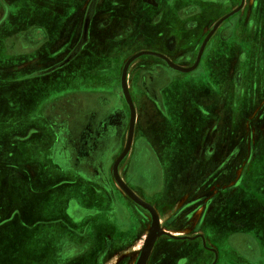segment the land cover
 Segmentation results:
<instances>
[{
    "label": "crops",
    "instance_id": "obj_1",
    "mask_svg": "<svg viewBox=\"0 0 264 264\" xmlns=\"http://www.w3.org/2000/svg\"><path fill=\"white\" fill-rule=\"evenodd\" d=\"M93 1L95 13L90 32L97 33L96 38L112 39L115 43L109 50L100 44L88 50L89 61L84 69L92 70L94 76L91 78L102 77L100 72L103 70L121 68L124 59L135 52L158 51L157 46L160 47L164 35L173 33L172 29L176 26L183 27L187 33L189 25L204 11H213L215 14L209 19L215 21L219 17L226 24L246 8H252V0H246L239 7L236 6L237 0H0V114H18L16 104L23 101L18 96L31 95L33 89L44 84L37 82L42 77H30L35 78L37 71L50 64L52 58L49 54L56 44L59 46L61 41L77 38L85 10ZM245 16L244 21L254 17V13L246 11ZM101 23L103 27L99 31L97 25ZM237 35L235 31L234 34H227L225 39L216 40L217 46L207 55H203L207 39L203 40L193 65L190 62L194 58L190 62L176 59L178 66L188 69L186 71L170 63L169 67L165 65L170 79L164 86H156L155 82L146 79L144 100L147 99L148 103L155 100L157 114L153 119L151 117L152 121L150 119L151 132L140 131L137 142L133 140L131 157L122 171L125 182L139 196L151 202L160 216H171L190 198L201 200L200 208L190 218L191 225L187 227V230L198 231L188 239L193 240L190 245L200 249L190 252L188 264H264V154H260V151L264 153V148L261 150L255 142L247 146L244 157L240 149L227 156L224 154L227 144L221 142V136L227 135L226 117L223 115L227 111H224L221 102L229 94L231 97L234 95L231 99L235 103L234 110L237 101L240 105L242 103L234 83L228 82L236 66L232 65L228 56L233 53L231 44ZM197 37L201 39V34ZM118 38L121 40L117 42ZM131 40H137L136 46L132 44L127 50L120 49L127 41L130 45ZM190 40V36L183 38L178 48L186 47L195 56L197 42L190 43ZM171 54L177 56L176 51ZM143 55L154 57L150 53ZM74 70L78 68L74 67ZM138 75L139 72L134 75L130 72V86ZM24 78L25 82L22 81ZM22 86L26 89L21 90ZM100 86L86 88L96 91ZM25 101L28 102V99ZM176 119L177 128H174ZM214 121L215 126L210 128L209 135H205L200 124ZM18 132V129L12 128L0 130V188L10 192L12 186L20 182L19 158H13L10 153V158L3 159L1 152L4 148L10 152L19 148ZM236 133L235 126L232 134ZM45 134L32 137L27 144L38 150L48 148ZM200 134L203 135L202 142L198 139ZM216 136L220 141L211 150H204L207 143L212 142L211 138ZM141 140L148 142L142 144ZM139 141L134 154V146ZM239 152L241 156L235 157ZM57 158L60 156L33 159L34 164L45 169L35 172L32 185L26 187L31 191L32 200L41 196L39 193L52 200L55 213L49 212L42 218L34 217L39 210L26 200L27 205L22 210L17 206L1 210L4 216L10 215V218L2 221L0 227L5 223L20 229L31 224L36 230L49 227L47 235H52L53 229L60 228L56 225H63L66 239L72 245H76L84 235V239L88 240L89 234L95 230L100 248L98 253L112 238L122 246L129 245L131 238L136 240L132 233H140V225L144 223L140 214L143 207L114 182L113 175L105 166L78 160L68 164ZM141 158L147 160L144 166L151 165L153 161L159 166L161 176L157 180L144 179L148 172L152 173L149 170L152 167L137 169ZM99 166L101 171L105 170V177L99 174L100 170H95ZM46 168L50 170L47 172ZM187 172L188 176L193 174L197 178L193 177L191 185L180 187L181 179H185ZM13 195L16 196V193ZM16 212H19L20 226L14 223ZM24 214L27 216L23 218ZM42 222L47 226H37ZM166 222L161 219L160 223ZM83 228L86 231L79 236L76 229ZM181 230L173 227L163 231L176 237L172 231ZM72 249L70 246L68 257L61 264L80 263L77 252ZM17 252L13 251L11 264L17 261L14 257Z\"/></svg>",
    "mask_w": 264,
    "mask_h": 264
},
{
    "label": "flooded vegetation",
    "instance_id": "obj_2",
    "mask_svg": "<svg viewBox=\"0 0 264 264\" xmlns=\"http://www.w3.org/2000/svg\"><path fill=\"white\" fill-rule=\"evenodd\" d=\"M245 2L246 0H237L236 6L239 7ZM248 2H250V0ZM94 3L95 1H93L85 10L83 22L80 26L77 38H68L64 41H61L59 46L56 44L57 46L50 52L49 55L52 59L55 58L57 60L51 59L52 61L50 64L46 65L44 69H41L42 71H37L35 75L33 74L35 78L32 77V79H36V76L44 77L43 73L46 71L50 72V70L58 72L61 76V72H65V68L68 70V65L77 67L78 70L80 69V71L86 73L87 77L88 75L90 77L94 76L92 74V70L84 69L86 67V63L89 61L88 50L93 47L97 48L99 44L103 47H106V50H109L113 48V44L115 43V40L112 39L104 40L96 38L94 36L97 33L90 32L92 18L95 13ZM250 4L252 5V8H246L242 13H238V15L232 19H229L226 24L225 22H221L219 17L218 20L216 18L215 21H213L212 18L209 19V16H212L215 13L213 11L207 10L204 11L202 16L195 18V21L189 25L190 29L187 33L184 31L183 27L176 26L172 29L173 33H170V35L168 33L164 35V37L161 39V43L159 44L160 47L157 46L159 50L150 53L154 54L155 58L153 55H144V59L139 60V62L132 69V75H134L136 72H139L137 79L132 81L133 86H131L133 90V96L136 99L135 103L137 104V109H139L140 112L137 114H142L141 108L143 107H146L145 114H152L153 117L154 114H157L155 112V109L157 108V103L155 100L149 101L150 104L147 102V99L144 100V92L147 89L146 79L149 78L150 81L153 83L155 82L154 84H157L156 86H164V84L170 79V73L168 71L166 72L164 68L165 65L168 67L170 66L169 61L178 65V63L175 61L176 59H180L178 60L179 62H190V60L194 58L190 62V65H193L197 59V54L203 40L207 39V43L203 49V55H207L212 51V49H214L215 45L217 46V43H215L217 42L216 40L219 41V39H225L227 34H234L236 31L238 34L237 38L234 39V43L231 44L233 47V53L229 54L228 56V59L232 62V65L236 66L234 69V74L232 75V79H230L228 82L234 83L237 92L241 95L240 97L242 98V103L240 105V101H237V108L234 110L235 103L231 101L234 95L231 97L229 94L221 102L222 108L225 112L227 111L226 114H223L226 117L227 135L221 136V142L227 144H225L227 148L225 150L226 152L224 153L227 154V156L237 152L235 150L240 149L244 157L246 155V151L248 150L247 148L250 147L251 143L255 142H257L258 147L262 150L264 148V0H252ZM246 11H253L254 17L248 18L246 21H244L246 18ZM102 23L105 25V22ZM102 23L97 25L99 28L96 26L99 31L103 27ZM224 24L225 26L222 28L221 33H218L219 28H221V26ZM198 34H201V39H198ZM187 36H190V39H192L190 40V43L191 41L197 42V44L194 46L196 50L195 56L193 55V52L186 50V47L184 49L178 48V46L182 43L181 40ZM120 40L121 39L118 38L116 41L118 42ZM126 43L124 45H126ZM120 49L127 50L128 48L121 45ZM175 51L179 58L171 54ZM148 66L149 68H146ZM41 81L46 82V80L43 78H40V80L37 82ZM34 92L35 91H33L31 94L32 97L28 99V104L30 107L31 104H34ZM250 95H252L251 98L249 97ZM85 96L87 97V100L90 101L88 103L93 105L90 113L88 114H111L109 105L104 106V104L98 100V95L90 93L86 94ZM18 97L23 99V101H19L15 107L17 108V113L19 114L22 113V108L19 110V107L25 100L23 95ZM99 102L100 104H98ZM82 104L87 105V102L83 101ZM147 108H153V111L150 112L147 110ZM151 121L148 118H144V120H142L141 117L137 128L143 132H151ZM177 123V119L174 120V128H177ZM215 123L216 121L209 123L210 125L208 122L200 124V127H204L203 132L205 135L209 130L212 129L213 126H215ZM235 126L237 128V133L234 135L232 134V131L234 132ZM198 139L202 142L203 135L200 134ZM218 139V136L211 138L212 142L207 143L204 150H211L213 145H215L217 141H220ZM260 154L264 153H261L260 151ZM238 156H241L240 152L235 157ZM249 157L250 156H248V158ZM188 174V172L187 175L185 173V179H181L183 182L182 185L180 184V187L186 186V184L189 183L191 185L194 182L193 177L195 179L197 178L193 174L189 176ZM200 202L201 200L199 198H190L184 206H181L171 216L168 217L160 216L154 207L158 215V228L156 230L154 244L145 264L189 263L190 252L195 250L198 251L200 247L190 245L193 243V240L188 239V237L198 234V231L192 229L187 230V227L191 225L189 221L190 218L200 208ZM4 209L5 208H3V210ZM140 214L143 217L141 220H143L144 223L140 225L139 235L132 233L134 238L136 237V240L131 238L129 240V245L122 246L121 244L115 242L112 238L108 240L105 247L98 253V249L100 248L98 247L99 245L95 230L89 234L88 240L84 239V235L83 239H80L76 245H72L66 239L67 232L64 228H62L63 225H56L60 228L53 229L52 235H47L49 237L52 236L51 239L49 238L47 245L44 241H39V243L37 242L39 245L42 244L37 250H35V247L30 246L32 242L31 239H20L23 242L22 247L27 249L23 248V250L20 252V255L18 249L16 255H14L17 260L14 262V264H19V256L26 260V264H33L35 261L36 264H61V261H64L63 259L68 257L70 246H72L74 248L72 250L78 254V260L80 263L77 264H138L151 230V228H149L150 221L148 219L149 213L147 209L142 208V212H140ZM161 219L167 222L161 224ZM42 225L44 226V224H37V226ZM77 225L83 226L82 224ZM137 227L139 228V226ZM163 227H167L168 229H163ZM173 227H177V229L182 228L183 230L172 231V235L176 237H172L168 235V232L163 231L171 230ZM37 230L31 224L25 228V231L32 235H34ZM76 231H78L79 236H81L85 233L86 228H83V230L76 229ZM204 250H206V248ZM212 252L214 253V250Z\"/></svg>",
    "mask_w": 264,
    "mask_h": 264
},
{
    "label": "rangeland",
    "instance_id": "obj_3",
    "mask_svg": "<svg viewBox=\"0 0 264 264\" xmlns=\"http://www.w3.org/2000/svg\"><path fill=\"white\" fill-rule=\"evenodd\" d=\"M129 43L130 45L127 42L125 47L129 48L133 45L136 46L135 43H137V40H131ZM141 52L148 51L140 50L135 52L131 56L124 59V63L121 68H109L108 70H103L100 72L103 75L99 78H91L89 75L87 77V74L83 71L74 70V66L72 65H68L67 72H61V76L58 72L51 70L50 72L46 71L43 73L44 77H42L46 80V82H44V85H46L43 86V84H41L40 87H36L34 89L35 100L34 104H31V107L29 106L28 102L25 101L27 103L23 102V104H21L19 107V110L22 108V113L12 114V112H10V114H0V130H9L11 128L13 130L18 129V136L21 142L18 145V149H14L10 152L4 148L1 152L3 159L10 158V153L13 155V158H19L18 164L20 182L19 185L15 184L12 186L13 189H11V192L9 189L0 188L3 193L2 195L0 191V196H3L0 198V223L2 221H6L7 218H10V215H8L9 217L4 216L5 214L3 211H1L3 208L17 206L20 210H22L27 205L26 200L30 201V205L33 204L32 207L39 210L37 213H34V217L41 216L42 218V215L46 216V214L49 212L55 213L56 208L55 211L52 210V200L46 199L44 193H39L41 196L35 197V200H32V194H30L31 191L26 189V187L32 185V176H34L35 172H41L42 169H45L41 168V166L38 164H34L33 159H43L44 157L47 158L49 156H60V158L57 159H61L68 164L74 163L76 160L82 162L89 161L105 166L109 173L113 175L112 177H114V163L126 147L131 118L130 104L124 94V88L122 86V72L126 62L132 56L139 54L130 61L126 73V82L135 109V124L131 147L126 155L122 158L118 166V172L123 179L122 171L124 164L127 162V159L131 157L130 155L133 147V140L137 142V136L138 133H140V130L137 128L138 122L141 117L142 120H144V118H148L150 120L151 117H153L151 114H145L146 107L141 108L142 114H137L139 109H137V104L135 103L136 99L133 96V90L129 81L130 72H132V69L139 62V60L144 59L145 56L143 54H148H140ZM52 60L57 59L53 58ZM26 78H24L25 80L22 79V81L25 82ZM30 78H32V76ZM25 84L28 85V83ZM98 84H101V86L96 91H91L90 89L86 88L93 85L96 86ZM20 89L25 90L26 88L22 86ZM90 93L98 95V100L103 103L104 106L109 105L111 114H88L90 113L93 105L88 103L90 101L87 100L85 95ZM31 97L32 95H27L23 98L27 100ZM83 101L87 102V105L82 104ZM100 102L98 104H100ZM147 110L152 112L153 108H147ZM44 133H46L45 135L48 140V148L38 150L36 147L34 148L32 145L27 144L28 140L32 137H42L44 136ZM147 142V140H141L142 144ZM139 144L140 141L136 147L134 146V154H136ZM145 161H147L145 158L139 159V165L137 163V169L143 168L145 170L149 166L152 167L149 169L152 173L148 172L144 179L147 180L148 177L150 181L157 180L160 175L159 166L154 161L151 163V165L147 166L148 164H145L144 166L143 164ZM100 169V166L95 168L96 171H99ZM49 170V168H46L47 172ZM156 172L157 175L155 176ZM99 174L105 177V170H100ZM114 182L119 186L115 180V177ZM13 193H16V196L13 195ZM139 197L142 198L141 196ZM142 199L153 206L151 202L144 198ZM28 209L30 210L31 208ZM147 211L149 213L148 219L150 221L149 228H151L153 216L148 209ZM18 213L19 212H16L14 217L16 220L14 222L15 226L21 225L19 223L20 221L18 218ZM24 213L28 212L24 211ZM25 216L27 215L24 214L23 218ZM25 221L29 222L28 220ZM42 224H45V222H42ZM40 228L41 229H38L35 234L32 235L28 234L27 231H25V228L19 229L10 224H1L0 264H11V255L13 251H18L19 249L20 255V252L23 250V248H25L22 247L23 242L20 239H31L32 242L30 246L35 247V250L40 248L39 246L42 245L38 244L39 241H44L47 245L49 240V237L47 236L49 227ZM23 260L24 259L21 256L18 257L19 264H26V260ZM33 264H36V261L33 262Z\"/></svg>",
    "mask_w": 264,
    "mask_h": 264
},
{
    "label": "water",
    "instance_id": "obj_4",
    "mask_svg": "<svg viewBox=\"0 0 264 264\" xmlns=\"http://www.w3.org/2000/svg\"><path fill=\"white\" fill-rule=\"evenodd\" d=\"M143 53H153V52H141L140 54H143ZM139 54H136L135 56H137ZM135 56H132L127 62L126 64L124 65V68H123V72H122V86L124 88V94L130 104V110H131V118H130V127H129V133H128V141H127V144H126V147L124 148L123 152L121 153V155L117 158V160L115 161L114 163V167H113V174H114V177H115V180L116 182L119 184V186L135 201L137 202L138 204L142 205L143 207L147 208L152 216H153V221H152V227H151V230H150V233L148 235V238L146 240V244H145V247H144V250L142 252V255L138 261V264H145L147 259H148V256L150 254V251L152 249V246L154 244V240L156 238V230L158 228V215L156 213V210L154 209V207L149 204L148 202L144 201L142 198H140L133 190L132 188H130L128 186V184L122 179V177L120 176L119 172H118V166H119V163L120 161L122 160V158L126 155V153L129 151L130 147H131V144H132V136H133V129H134V124H135V109H134V105H133V102H132V99H131V96H130V93H129V90H128V86H127V82H126V73H127V68H128V65L130 63V61L135 57ZM169 63L176 67V68H179V69H183V70H188L186 68H181L180 66L172 63L169 61Z\"/></svg>",
    "mask_w": 264,
    "mask_h": 264
}]
</instances>
